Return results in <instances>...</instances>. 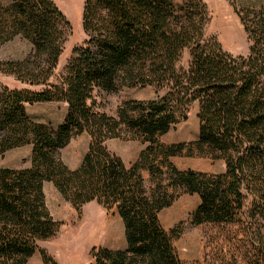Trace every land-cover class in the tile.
<instances>
[{"label":"trees","instance_id":"16d2710c","mask_svg":"<svg viewBox=\"0 0 264 264\" xmlns=\"http://www.w3.org/2000/svg\"><path fill=\"white\" fill-rule=\"evenodd\" d=\"M240 19L251 41L245 56L226 51L215 38L205 40L203 0H84L86 38L54 82L69 20L54 0H0V45L17 35L32 45L22 59L0 60V73L39 87L0 82V156L32 148L28 167H0V264H27L36 251L44 264H58L38 246L61 225L47 206L45 182L77 210L95 201L121 218L126 247H93L95 264H185L174 245L182 223L167 230L159 218L185 193L199 197L191 225H235L227 245L244 264H264V5L241 10ZM145 86L157 96L122 101L114 116L96 100ZM51 101L67 104L56 127L26 111L27 103ZM194 102L197 139L163 142ZM83 133L88 148L72 169L61 151ZM114 138L145 146L127 164L108 149ZM184 156H211L225 169H180L172 158ZM231 259L219 248L196 264H238L234 254Z\"/></svg>","mask_w":264,"mask_h":264},{"label":"rangeland","instance_id":"374dc122","mask_svg":"<svg viewBox=\"0 0 264 264\" xmlns=\"http://www.w3.org/2000/svg\"><path fill=\"white\" fill-rule=\"evenodd\" d=\"M8 3L11 0H1ZM180 1V0H175ZM207 5L209 20L204 28L206 41L214 38L222 48L234 55H247L251 41L240 19V11L264 5V0H203ZM71 24V31L63 43L62 54L53 71L51 81H57L64 72V67L70 58L72 49L80 45L86 38L82 29V9L84 0H54ZM32 50L31 43L21 35L0 45V60L22 59ZM187 55H185V59ZM0 82L11 88H31L37 86L17 81L14 76L0 73ZM162 93V92H160ZM157 96L155 89L145 87H124L115 94L96 95L100 109L114 116L122 101L129 99L145 100ZM67 110V104L62 101L27 103L26 111L38 122L49 123L56 127L62 122ZM198 103L189 108L185 121L161 137L165 143L191 141L198 137ZM74 141L61 153L63 161L69 166H77L82 160L86 141L82 136H76ZM71 142V141H70ZM109 150L119 155L129 164L134 161L145 144L139 140L125 138L109 139L106 142ZM86 152V151H85ZM30 147L24 146L6 151L0 156V167H20L29 165ZM173 163L180 169L191 168L208 173H218L225 169L224 162L211 156L174 157ZM146 187L151 186L147 172L144 173ZM47 206L53 218L61 223L58 232L50 239L40 241L39 249L46 251L58 264H95L91 257L93 247H108L123 249L126 247L124 226L115 209L107 210L95 201L88 202L77 210L66 201L51 184L45 189ZM199 203L196 194H182L169 207L159 213L161 224L165 229L182 223L183 232L174 241L176 251L185 264L203 262L207 254L219 248H224L230 261L234 254L238 264H244L242 254L228 246L226 240L237 230L235 225L203 223L190 224V214ZM80 229V230H79ZM81 232V236L75 234ZM95 234L98 242H91L89 237ZM89 240V241H88ZM27 264H44L39 251H36Z\"/></svg>","mask_w":264,"mask_h":264},{"label":"crops","instance_id":"0c3cea01","mask_svg":"<svg viewBox=\"0 0 264 264\" xmlns=\"http://www.w3.org/2000/svg\"><path fill=\"white\" fill-rule=\"evenodd\" d=\"M80 136L84 137V139H85V141H86V143H87V144H86V148H85L84 152L82 153V157H83V155L85 154V151H87L88 144H89V141H90V137L88 136L87 133H83V134H81ZM73 141H74V139H72L71 142H70L65 148L62 149V151H64V150L67 149L68 147H70V145L72 144ZM25 146H29V147H30V155H29V159H30V157H31V150H32L31 145H25ZM21 147H24V146H21ZM17 148H20V147H17ZM13 149H16V148H13ZM62 151H61V153H62ZM29 165H30V163H29ZM29 165L20 166V167H9V168H24V167H28ZM78 165H79V164H78ZM78 165H77V166H78ZM77 166H70V165H69V167L72 168V169L76 168ZM5 167H6V166H5ZM47 184H51V185H53L51 182H45V183H44V186H43L44 189H45V187H46ZM44 192H45V191H44ZM46 203H47V202H46Z\"/></svg>","mask_w":264,"mask_h":264},{"label":"bare ground","instance_id":"6f19581e","mask_svg":"<svg viewBox=\"0 0 264 264\" xmlns=\"http://www.w3.org/2000/svg\"><path fill=\"white\" fill-rule=\"evenodd\" d=\"M80 230V229H79ZM77 231L75 234H77V236H80L81 238H82V236H81V232L80 231ZM89 240L91 241V242H98L99 241V238L93 233V234H91V236L89 237ZM88 240V241H89Z\"/></svg>","mask_w":264,"mask_h":264}]
</instances>
